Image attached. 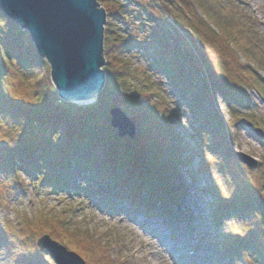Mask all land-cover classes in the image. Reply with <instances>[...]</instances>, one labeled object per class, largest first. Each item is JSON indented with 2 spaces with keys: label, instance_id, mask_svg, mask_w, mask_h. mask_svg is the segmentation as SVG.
<instances>
[{
  "label": "trees",
  "instance_id": "16d2710c",
  "mask_svg": "<svg viewBox=\"0 0 264 264\" xmlns=\"http://www.w3.org/2000/svg\"><path fill=\"white\" fill-rule=\"evenodd\" d=\"M98 1L107 12L106 66L103 69L106 80L97 100L83 106L62 100L53 83L42 85L41 73L51 80L48 62L27 39L26 32L0 10V177L3 179L0 181V208L6 206L4 203L11 204L18 186L22 185L21 174L36 177L40 183L46 182L52 188L63 185L66 189H71V185L78 187L76 179L79 178L95 189L100 184L98 176L103 174L108 180L112 173L116 174L118 181L128 179L137 183L139 190L147 192L149 213L157 211L154 210L157 205L155 197L165 205L171 203L178 193L172 184L178 183L180 190H184L181 182H176L181 180L175 160L178 147L173 144L174 151L169 149L174 139L170 136L172 131L167 130L168 115L158 118L159 124L154 126L152 123L157 116L153 104L157 99H167L166 95L174 102L176 99L183 103V111L197 125L196 132L201 134V139L205 138L209 152L219 157L217 161L215 159L216 165L222 172L223 182L230 186L229 193L219 197L216 188L211 187L207 192L219 197V201L214 203L217 206L213 211L214 221L227 227L228 220H232L227 228L226 248L237 257L245 256L248 251L260 264H264V171L261 173L263 178L255 184L248 181V176L242 178L246 181L244 185L238 183L239 169L233 171L227 162L228 155L235 160L236 154L222 151L228 126L232 123L225 122L215 107V94H219L234 111L231 115L237 124L243 122L244 117L237 106L250 105L246 89L255 88L264 97V82L260 79L259 68L246 64L240 57L243 54L247 62L250 60L258 67H264V61H251L258 43L246 42L247 39L241 35L243 30L233 29L230 22L235 8L227 1H215L213 4V0H149L153 9L184 34L182 41L195 48L191 50L187 46L180 49L176 42H173L175 49L164 45L166 38L151 24L155 20L143 11L133 10L135 0ZM132 16L141 22L144 33L150 32L153 41L161 44L157 51L159 57L153 60L158 79L152 77L153 72L147 69L146 73L141 72L142 78L137 79L129 68L128 56L134 51V46L119 32L118 23L126 22ZM248 22L245 25L250 29L252 26L255 31L250 19ZM251 35L252 39L258 37L259 40L257 30L255 35L253 32ZM261 52L263 59L264 44ZM4 67H8L13 75H2ZM253 74L261 83H255ZM10 77H15L16 82ZM13 92L19 95L14 96ZM163 106L161 111L170 114V106ZM113 107L122 108L138 125L134 139H122L127 155L124 164L117 163L119 137L110 125L109 114ZM102 120L105 121L103 124ZM255 121L259 125L264 124V120ZM182 160L184 162L185 158ZM95 164L98 166L96 169ZM126 185L130 190L137 186ZM100 187L109 188L105 184ZM107 193V202L118 206L121 211L128 205L136 206L133 201L114 199L110 192ZM170 208L166 206L164 209L168 212ZM21 217L17 213L12 221L0 216V226L5 227L4 231L0 230V248L7 252L12 264H41L42 254L35 245L36 235L30 232L31 223ZM46 224L47 219L41 218L34 227ZM9 225L16 229L14 233L8 231ZM61 232L65 233L64 230ZM93 245L87 244V248L83 245V248L92 249ZM81 248L78 246L74 250L84 257L80 253ZM96 251L102 253L99 256L107 263L113 264L102 246H98ZM244 258L239 260L246 264ZM98 264H103V261Z\"/></svg>",
  "mask_w": 264,
  "mask_h": 264
},
{
  "label": "rangeland",
  "instance_id": "374dc122",
  "mask_svg": "<svg viewBox=\"0 0 264 264\" xmlns=\"http://www.w3.org/2000/svg\"><path fill=\"white\" fill-rule=\"evenodd\" d=\"M213 1V4L215 1H217V3L227 1L228 4H231L233 8H235L231 13L233 21H231L230 24L235 31L241 32V30H243L244 33L241 35L244 40L247 39L246 42H253L254 44L258 43V45H255V49H253L252 53L254 56L251 57V61H264V58L261 59V46L264 44V0H236V2H233L232 0ZM151 5V1L149 0H135L133 10H135V12L136 10L143 11L145 14L150 15V18L152 17V19L155 20V22L151 24L156 28L158 33L166 38L167 41L164 42V45H171V48L175 49L173 42H176L180 49L183 46H187L189 50L195 49L190 44H184L182 41L184 34L182 35L180 31H177L172 23L162 17L161 13L156 11V9H153ZM226 10L230 9L226 8ZM218 12L220 13L221 11ZM249 19L257 30L259 40L258 37L257 39H252L251 33L253 32L255 35L256 30L254 31L252 26L250 29L249 25H245L249 24ZM118 27L120 29L119 32L124 34L134 46V51L130 52L128 56V65L132 70V74L135 73V78L138 79L140 77L141 79V72H145V69L151 73L153 72L152 77L155 79L160 78L157 75L153 60L159 57L157 51L161 49L159 48L161 44L158 45L157 42L153 41L150 32L144 33L141 22L137 20L136 16L129 17L126 22L122 21L118 23ZM20 29L26 32L25 35L27 39L33 44L30 38V33L26 29H22L21 27ZM177 33H179V35ZM240 57L246 64H249L252 67L256 66L257 69L259 68L260 79L264 82V67H258L250 62V60L247 62V59L243 54H241ZM105 66L106 64L103 66V69ZM2 71V75H13V72L9 70L8 67H4V70ZM41 74H43V79H41L42 77L40 75L38 76L44 87L47 86L48 83L52 84L51 78V80H48V78H45L44 73ZM10 79L13 82H16L15 77H10ZM137 79L134 80L138 81ZM253 80L255 83H261L254 74ZM262 87H264L263 84ZM160 89L162 90L164 87H161ZM246 91V95L251 99L250 105H246L245 107L237 106L240 109V114L244 116L242 118L243 122L237 124L233 122V118L235 117H232L231 115V113L234 114V111L226 105L219 94H215V107L217 108L218 113L225 122L232 123V125L228 126V133L225 135L226 143L225 146H223L222 151L224 153L233 151L235 154L242 152L250 157V163L253 165V168L248 169L246 164L243 165L242 163L237 162L238 159L236 156L235 160H233L231 159L232 155H228V166L231 167L233 171L239 169L237 177L238 183L241 186L246 182L242 179L244 176H248V181L255 184L263 178L261 173L264 171V135L261 134L264 132V124L261 123L259 125L255 121L257 119L264 120V97L255 88L246 89ZM164 97H167V99H157L158 101L153 104L156 108L154 111L157 112V116L154 117L152 123L153 125L159 124L158 118H164L165 115H168L167 117L169 118H173L176 126L175 130L181 138L182 144L187 148L185 150L187 163L181 166L180 171L178 172L181 180L176 182H181L185 190L179 210H183L182 214L188 215L189 222L187 224L189 225H183H187V228L190 229L192 233L191 236L188 235L186 229L172 232V234L168 231L170 239L176 240L181 236H185L187 238H192L190 239L191 241L210 240L216 244L210 258L209 256L207 257L208 261L205 264H229L221 263L219 261L220 259L225 258L226 255L233 256L229 253L226 254V250L223 247V231H226V228L225 230H222V228L215 226L210 212L213 208L211 202H216L219 200L217 199L219 197L212 196L207 192V188L211 186V183L213 185L218 183L216 187L218 195L222 194L224 189L226 196L229 193L228 186L221 180V170L218 169L213 161L211 162L210 158H208L205 147L199 145L200 141H198V134L195 131L196 125L192 123V119L189 118L188 115L183 114V107H185L183 103L176 99L174 102V99H170V96L165 95ZM75 104L77 106L87 105L81 103ZM167 104L170 106V114L161 111L164 107L163 105ZM251 114L252 119L250 118ZM245 118L247 123L244 122ZM103 122L105 121L102 120L101 123L103 124ZM252 123L253 125H251ZM10 132L12 134L11 130ZM122 144V139L119 138L116 156L117 163L120 164H124L127 159L126 148L122 146ZM170 144L173 145L174 142L171 141ZM161 154L162 153L160 152L159 155ZM239 164L242 167H240ZM206 167L207 169H205ZM210 168H212V170H210ZM158 169L160 170V168ZM151 171H153V169ZM22 178L24 183L22 186H19V189L17 188V195L15 196L16 200L13 204L11 203L12 206L9 208L12 210L11 215L14 217L15 212H21L22 215L28 213V217L31 219L42 213V215L46 214L51 217L50 221L53 222L51 224H46L44 227H33L30 229L32 234L40 236L44 233H50V235L59 242V237H62L61 243L68 247L71 246L73 249H76L78 246H82L80 249L81 252H79L82 253L85 259L92 264H98L102 261L103 264H109L103 259V257L99 256L102 253L96 251L98 241L105 245L104 251L108 254L107 256L109 258L111 257L112 261L114 260V262H112L113 264H190L189 259L180 260L182 252L172 250L173 247L170 249L169 253L172 256L170 258L172 260L170 261L164 256V251L167 247L162 243L163 239L158 236L159 232L152 228L153 223H146L142 219L143 214L137 213L134 209H127L128 211L130 210V214L125 213L127 211L126 209L124 210L125 212L118 211V208L113 210L104 209L103 207L96 205L95 202H91L86 196H81L76 193L68 194L65 191L49 193L40 185L38 186L31 177L29 178L28 176L22 175ZM1 180L3 179L0 177V181ZM125 182L121 181V183L118 182V184L123 185ZM220 182L221 187L219 186ZM66 209H70L71 213L64 214ZM0 214L4 215L5 211L1 210ZM68 215L71 221L68 225H71L74 229L80 230L79 234H76L75 236H69L68 233L61 232L64 228V222L67 221L64 220V222H62L59 219H62V217L65 218ZM51 232H53L55 236H53ZM191 241H188V243L191 244ZM78 242H81L80 245L77 244ZM90 243H94L92 246L93 250L89 248L85 249L87 248L86 245H90ZM83 245L85 248H83ZM2 255L3 253L0 251V257ZM99 258H102V261ZM244 259L246 260V258ZM120 260L122 261L120 262ZM4 261L7 262L6 259H4ZM232 262L234 263L233 258L230 263ZM42 263L54 264L49 255H46L45 259L42 258L41 264Z\"/></svg>",
  "mask_w": 264,
  "mask_h": 264
},
{
  "label": "water",
  "instance_id": "95a60500",
  "mask_svg": "<svg viewBox=\"0 0 264 264\" xmlns=\"http://www.w3.org/2000/svg\"><path fill=\"white\" fill-rule=\"evenodd\" d=\"M0 10L30 33L38 54L51 69L59 97L69 103L97 100L106 76L103 66L107 12L98 0H0ZM110 125L122 139H134L138 125L120 107L110 109ZM263 134V133H261ZM239 159L253 168L250 157ZM56 264H86L49 236L38 240Z\"/></svg>",
  "mask_w": 264,
  "mask_h": 264
},
{
  "label": "clouds",
  "instance_id": "9594fccd",
  "mask_svg": "<svg viewBox=\"0 0 264 264\" xmlns=\"http://www.w3.org/2000/svg\"><path fill=\"white\" fill-rule=\"evenodd\" d=\"M13 95L14 96L19 95V93L13 92ZM21 219H23V217H21ZM7 227H8V231L10 233H14L16 231V229L11 225H9ZM236 230L240 231V229H236ZM21 239H23V238L21 237ZM13 242L15 243L16 241L14 240ZM244 255H245L247 264H260V262L256 259V257L254 255H252L250 252L246 251ZM0 264H7V262H5L4 260H0Z\"/></svg>",
  "mask_w": 264,
  "mask_h": 264
},
{
  "label": "bare ground",
  "instance_id": "6f19581e",
  "mask_svg": "<svg viewBox=\"0 0 264 264\" xmlns=\"http://www.w3.org/2000/svg\"><path fill=\"white\" fill-rule=\"evenodd\" d=\"M90 102H92V101H88V102H86V104H88V103H90ZM82 104H84V103H82ZM166 243L164 244L167 248H166V250L164 251V256H166L170 261L172 260V259H170L172 256H171V254H169L170 253V249L172 248L171 247V244H169V243H167V241H165ZM180 245V243H176V246H179Z\"/></svg>",
  "mask_w": 264,
  "mask_h": 264
}]
</instances>
